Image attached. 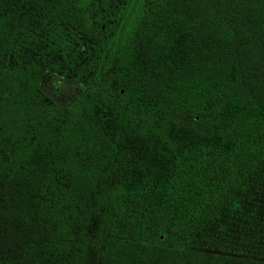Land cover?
Listing matches in <instances>:
<instances>
[{
	"label": "trees",
	"instance_id": "trees-1",
	"mask_svg": "<svg viewBox=\"0 0 264 264\" xmlns=\"http://www.w3.org/2000/svg\"><path fill=\"white\" fill-rule=\"evenodd\" d=\"M235 1L0 0V264H264L120 236L102 240L88 228L117 158H127L125 181L149 190L139 199L163 233L184 210L171 207L175 192L203 200L205 188L218 185V167L235 171V186L257 179L264 133L224 120L227 97L207 101L216 117L210 131L128 99L146 77L182 81L224 60L230 67L264 62V0L228 9ZM96 45L114 59L113 84L101 89L72 76Z\"/></svg>",
	"mask_w": 264,
	"mask_h": 264
},
{
	"label": "rangeland",
	"instance_id": "rangeland-1",
	"mask_svg": "<svg viewBox=\"0 0 264 264\" xmlns=\"http://www.w3.org/2000/svg\"><path fill=\"white\" fill-rule=\"evenodd\" d=\"M241 1L236 0L228 9L236 10ZM118 22L110 25L109 37ZM127 27L124 24L119 28L123 31ZM120 35L118 33L119 38ZM97 46L93 53L78 61L72 76L91 88L101 89L105 84H113L114 59L104 53L105 47L97 49ZM217 95L228 99L229 112L223 116L224 120L245 131L255 129L264 133V62L261 58L243 64L236 61L234 67L224 60L182 81L154 82L146 77L128 99L149 109L167 110L178 124L194 123L200 130L210 131L216 117L206 109V103ZM126 163L127 158L116 159L110 191L88 220L89 230L99 229L102 240L113 235L206 253L264 259V165L257 179L252 182L249 178L242 179L237 184L242 188L243 181L250 182L243 194H237L235 171L231 167L227 170L218 167L215 174L218 185L215 182L205 188L203 200L201 193L195 195L183 189L180 201L175 192L171 207L179 206L184 210L174 220L172 230L163 233L148 220L146 207L139 199L140 193L147 189L125 181ZM235 195L239 196L237 202Z\"/></svg>",
	"mask_w": 264,
	"mask_h": 264
}]
</instances>
